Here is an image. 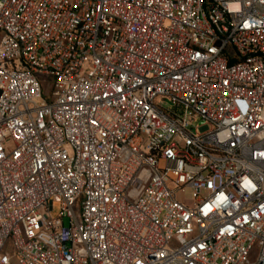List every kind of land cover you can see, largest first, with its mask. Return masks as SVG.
<instances>
[{"label": "built area", "instance_id": "built-area-1", "mask_svg": "<svg viewBox=\"0 0 264 264\" xmlns=\"http://www.w3.org/2000/svg\"><path fill=\"white\" fill-rule=\"evenodd\" d=\"M0 264H264V0H0Z\"/></svg>", "mask_w": 264, "mask_h": 264}, {"label": "rangeland", "instance_id": "rangeland-1", "mask_svg": "<svg viewBox=\"0 0 264 264\" xmlns=\"http://www.w3.org/2000/svg\"><path fill=\"white\" fill-rule=\"evenodd\" d=\"M164 163L163 161H161V166H163ZM192 190L190 188H184L183 190H180L178 193H177V196H178V199L181 200V201H184L185 203L187 204H191L192 203ZM59 204H55L54 205V210L52 211V215L53 216H56L59 212Z\"/></svg>", "mask_w": 264, "mask_h": 264}]
</instances>
